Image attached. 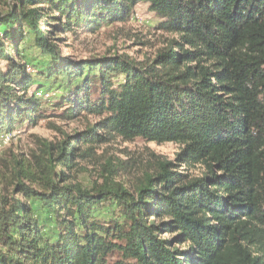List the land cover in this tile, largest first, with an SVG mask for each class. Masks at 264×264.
Returning a JSON list of instances; mask_svg holds the SVG:
<instances>
[{
  "label": "trees",
  "instance_id": "obj_1",
  "mask_svg": "<svg viewBox=\"0 0 264 264\" xmlns=\"http://www.w3.org/2000/svg\"><path fill=\"white\" fill-rule=\"evenodd\" d=\"M141 5L173 37L153 59L62 55L63 37ZM48 118L87 126L54 127L64 139L34 163L0 160V264H264V0H15L0 12V137ZM115 140L179 151L84 188L80 164Z\"/></svg>",
  "mask_w": 264,
  "mask_h": 264
},
{
  "label": "rangeland",
  "instance_id": "obj_2",
  "mask_svg": "<svg viewBox=\"0 0 264 264\" xmlns=\"http://www.w3.org/2000/svg\"><path fill=\"white\" fill-rule=\"evenodd\" d=\"M14 2L15 0H0V12L6 13ZM164 23L165 21L153 13L148 5H141L127 24L105 28L97 35L80 34L77 37L68 35L63 37L67 41L60 48L63 56H70L76 60L129 56L137 62H144L153 59L156 53L165 47L166 41L173 38L160 29ZM30 67L33 68L32 65ZM58 96H60L58 91L45 96L46 99L43 101V106L46 107L45 116L56 113L53 105ZM86 126L87 121L61 123L56 118L42 120L33 128L27 125L19 126L13 132L16 137L10 143H4L0 137V160L11 161V157L15 156L19 160L34 163L33 156L40 154L39 147L42 141L64 139L62 135H58L54 127L61 128L66 136H72L76 132L84 131ZM178 151L179 146L174 144L159 146L142 140L134 142L115 140L96 148L93 159L80 164L86 170L79 175L78 181L84 188L91 189L95 182L101 183L99 176L105 167L115 169L120 181L128 183L129 180L133 181L136 176L149 171L155 156L173 161ZM0 169L4 170L2 165ZM112 212L106 209L99 212L98 216L111 218ZM36 213L43 225L48 229L52 228L49 224L52 215L48 211L39 208Z\"/></svg>",
  "mask_w": 264,
  "mask_h": 264
},
{
  "label": "built area",
  "instance_id": "obj_3",
  "mask_svg": "<svg viewBox=\"0 0 264 264\" xmlns=\"http://www.w3.org/2000/svg\"><path fill=\"white\" fill-rule=\"evenodd\" d=\"M15 137V134L12 132L1 136V140L7 144L10 143Z\"/></svg>",
  "mask_w": 264,
  "mask_h": 264
}]
</instances>
